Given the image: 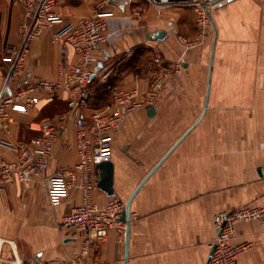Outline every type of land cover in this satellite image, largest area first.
I'll use <instances>...</instances> for the list:
<instances>
[{
	"label": "crops",
	"instance_id": "crops-1",
	"mask_svg": "<svg viewBox=\"0 0 264 264\" xmlns=\"http://www.w3.org/2000/svg\"><path fill=\"white\" fill-rule=\"evenodd\" d=\"M105 1L100 16L108 42L97 50L100 66L89 84L94 97L105 76L109 86L136 89L142 99L156 55L181 68L170 73L152 106L126 115L114 135L113 197L125 205L130 199L128 234L112 229L86 264H207L215 214L264 208V0ZM98 2L58 0L55 12L73 21L92 16ZM203 3L211 29L194 44L195 10ZM22 23V6L0 0V96L58 78L60 56L45 32L28 44L7 82L15 61L11 49L23 42ZM106 90L109 102L93 99L92 108L111 102ZM65 110L62 94L41 93L33 109L11 112L0 143L28 142L37 135L29 124ZM74 141L68 124L44 174L0 190V264H68L78 254L80 236L58 223L80 203V194L71 191L51 205L44 183L45 176L75 165ZM15 159L0 144V160ZM110 198L98 189L94 194L99 206ZM232 243L249 244L238 264H264V228L256 221L237 223Z\"/></svg>",
	"mask_w": 264,
	"mask_h": 264
},
{
	"label": "built area",
	"instance_id": "built-area-1",
	"mask_svg": "<svg viewBox=\"0 0 264 264\" xmlns=\"http://www.w3.org/2000/svg\"><path fill=\"white\" fill-rule=\"evenodd\" d=\"M15 1L23 9V42L18 49H11L13 51L10 54L15 56L13 72L20 68L28 44L48 32L51 44L60 56L58 78L55 81L37 80L14 92L3 94L0 97V129H7L12 111L27 112L37 106L41 93L50 98L62 94L66 110L52 119L29 124V129L37 135L28 142L0 143L16 154L13 162L0 160V190L4 185L21 183L31 175L44 174L62 133L68 124H72L75 128L74 150L77 161L72 167L60 168L45 176L44 183L51 205H56L71 191L80 194V203L65 213L58 224L60 229L74 232L81 238L79 252L68 264H86L91 249L105 242L112 229L124 234L127 228L126 223L120 221L125 204L119 199L111 197L102 206L95 202L96 166L110 160L114 135L124 117L151 107L170 73L177 72L181 66L167 64L156 55L153 58L156 71L142 99L138 97L136 89L124 90L107 84L111 102L94 109L91 106L94 96L89 84L91 76L98 71L100 60L97 50L108 42L107 24L100 16L106 1L96 4L92 16L73 21L65 20L55 12L58 0ZM201 7L203 9L197 11L199 14L196 19L200 31L211 23L209 8L204 5ZM105 79L104 76L100 82L106 84ZM241 221H256L264 228V208L246 206L215 214L212 224L217 235L208 264H238V257L249 247L247 243H232L235 225Z\"/></svg>",
	"mask_w": 264,
	"mask_h": 264
},
{
	"label": "water",
	"instance_id": "water-1",
	"mask_svg": "<svg viewBox=\"0 0 264 264\" xmlns=\"http://www.w3.org/2000/svg\"><path fill=\"white\" fill-rule=\"evenodd\" d=\"M115 2H122L124 0H112ZM153 2H160L159 0H152ZM215 1V0H212ZM100 66V64H99ZM13 73V68L11 69V71L9 72L8 78H7V82L9 80V78L11 77ZM94 75L91 76V79L93 78ZM1 97V96H0ZM151 111V110H150ZM96 170L98 172L97 174V184H96V188L100 191H102L103 193H105L108 197H113L114 196V190H113V186H112V179H113V164L112 162L109 161H105V162H101L99 164H97L96 166ZM129 205H130V199L128 200V202L125 205V210L122 213V216L120 218V221L123 223H126V234H128V228H129ZM213 248L211 249L210 252V256L212 253ZM125 259L127 257V235H126V249H125ZM210 259V257H209ZM208 259V262H209ZM207 262V264H208Z\"/></svg>",
	"mask_w": 264,
	"mask_h": 264
},
{
	"label": "trees",
	"instance_id": "trees-1",
	"mask_svg": "<svg viewBox=\"0 0 264 264\" xmlns=\"http://www.w3.org/2000/svg\"><path fill=\"white\" fill-rule=\"evenodd\" d=\"M106 86L107 84H103L101 86H99L95 92L94 95H96L94 97L95 100L97 101H104V103H108L109 102V98L107 100V95H108V91L106 90ZM95 105V104H94ZM93 105V107H94Z\"/></svg>",
	"mask_w": 264,
	"mask_h": 264
},
{
	"label": "rangeland",
	"instance_id": "rangeland-1",
	"mask_svg": "<svg viewBox=\"0 0 264 264\" xmlns=\"http://www.w3.org/2000/svg\"><path fill=\"white\" fill-rule=\"evenodd\" d=\"M101 2V0H99V2L98 3H100ZM97 3V4H98ZM205 3H203V5H204ZM204 6H206L207 8H209V6H208V4H205ZM201 9H203L201 6H199V9H196L195 10V19H194V22H195V25H196V27H197V30L199 31V34H201V31H202V37H200L199 38V40H201L204 36H205V34H207V32H209V30L211 29L210 28V25H206L204 28H201V31L199 30V28H198V25H197V23H196V19H197V16H198V14H199V12H197V11H200ZM209 10V9H208Z\"/></svg>",
	"mask_w": 264,
	"mask_h": 264
}]
</instances>
